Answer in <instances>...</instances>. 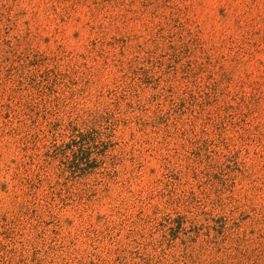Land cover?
Returning a JSON list of instances; mask_svg holds the SVG:
<instances>
[{"label": "rangeland", "instance_id": "obj_1", "mask_svg": "<svg viewBox=\"0 0 264 264\" xmlns=\"http://www.w3.org/2000/svg\"><path fill=\"white\" fill-rule=\"evenodd\" d=\"M0 264H264V0H0Z\"/></svg>", "mask_w": 264, "mask_h": 264}, {"label": "trees", "instance_id": "obj_2", "mask_svg": "<svg viewBox=\"0 0 264 264\" xmlns=\"http://www.w3.org/2000/svg\"><path fill=\"white\" fill-rule=\"evenodd\" d=\"M90 139V134L79 133L78 135L70 139L69 142L55 148V151H57L55 152V157L60 155L62 160H71L72 163L69 167L75 168L78 171V168L80 164H82V161L85 165L88 164L91 160L89 157H85L86 150L89 149ZM93 161L95 162L96 159H93Z\"/></svg>", "mask_w": 264, "mask_h": 264}]
</instances>
